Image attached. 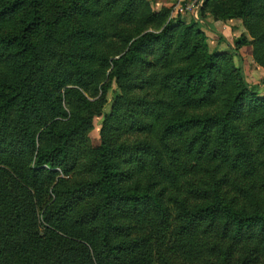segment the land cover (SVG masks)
Returning <instances> with one entry per match:
<instances>
[{
	"label": "trees",
	"instance_id": "trees-1",
	"mask_svg": "<svg viewBox=\"0 0 264 264\" xmlns=\"http://www.w3.org/2000/svg\"><path fill=\"white\" fill-rule=\"evenodd\" d=\"M220 3L232 55L149 0H0V264H264V0Z\"/></svg>",
	"mask_w": 264,
	"mask_h": 264
},
{
	"label": "rangeland",
	"instance_id": "rangeland-1",
	"mask_svg": "<svg viewBox=\"0 0 264 264\" xmlns=\"http://www.w3.org/2000/svg\"><path fill=\"white\" fill-rule=\"evenodd\" d=\"M149 1L152 7V4H153L152 0H149ZM216 1H221V3L219 4L221 5V8L217 11L218 14L221 16L224 15L226 12H228L229 9H232L237 3V0H216ZM190 3H192V0H173V2L170 5H164V6L171 7L169 18H172L175 20L180 18L181 20H184L186 23L190 21L201 20L202 16H201L200 10L202 9L204 5V0H201V7L199 9H193V10L187 11L185 8ZM213 7H215V4L213 5ZM202 20L206 22L208 25H211L214 30L210 32V31H207L208 28H205V32H207L206 41L208 44V49L210 51L224 52L229 55H232L231 46L233 45L234 39L240 36H246L248 40L250 41L252 40V36L250 35L245 23L243 22V19L241 18H224V19L219 18L218 19L217 17H214L212 14L206 12ZM215 22H217L218 24L217 23L214 24ZM263 24H264V21L259 23V25L257 26L259 27L257 28L258 29L257 31H261V25ZM262 50L263 49L261 48L260 52ZM240 53L245 62L246 79L249 82L260 81L264 77V66L259 64L254 58L253 45L249 44V45L241 47ZM233 60L236 64L237 59L233 57ZM117 92L118 91L115 85L113 84L107 94L108 104L103 109L104 113L109 111L110 103L112 102ZM261 95L264 96V87L261 90ZM102 115L103 114H101L100 116H96L94 118L93 129L89 133L91 143L94 146H97L99 144V128H100L101 121H102Z\"/></svg>",
	"mask_w": 264,
	"mask_h": 264
},
{
	"label": "crops",
	"instance_id": "crops-1",
	"mask_svg": "<svg viewBox=\"0 0 264 264\" xmlns=\"http://www.w3.org/2000/svg\"><path fill=\"white\" fill-rule=\"evenodd\" d=\"M172 2L173 0H152V7L154 8V10H159L161 6L170 5ZM216 23L217 22H215L214 24Z\"/></svg>",
	"mask_w": 264,
	"mask_h": 264
},
{
	"label": "built area",
	"instance_id": "built-area-1",
	"mask_svg": "<svg viewBox=\"0 0 264 264\" xmlns=\"http://www.w3.org/2000/svg\"><path fill=\"white\" fill-rule=\"evenodd\" d=\"M201 7V0H192V3L186 6V10L190 11L193 9H199Z\"/></svg>",
	"mask_w": 264,
	"mask_h": 264
}]
</instances>
